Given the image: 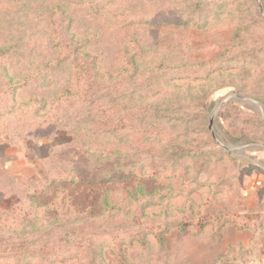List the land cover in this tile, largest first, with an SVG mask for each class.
<instances>
[{
    "label": "rangeland",
    "instance_id": "374dc122",
    "mask_svg": "<svg viewBox=\"0 0 264 264\" xmlns=\"http://www.w3.org/2000/svg\"><path fill=\"white\" fill-rule=\"evenodd\" d=\"M0 139L70 196L0 264H210L184 216L264 205V0H0Z\"/></svg>",
    "mask_w": 264,
    "mask_h": 264
},
{
    "label": "crops",
    "instance_id": "0c3cea01",
    "mask_svg": "<svg viewBox=\"0 0 264 264\" xmlns=\"http://www.w3.org/2000/svg\"><path fill=\"white\" fill-rule=\"evenodd\" d=\"M41 145H35L37 150ZM37 150L0 139V210L10 209L26 189L40 186L45 181L46 170L41 168L44 156L41 157ZM235 212L248 214L252 220L249 228L241 230L226 225L230 238L224 246L239 243L244 250V255L236 258L237 262L234 260L233 263L264 264V205L254 207L245 203Z\"/></svg>",
    "mask_w": 264,
    "mask_h": 264
},
{
    "label": "trees",
    "instance_id": "16d2710c",
    "mask_svg": "<svg viewBox=\"0 0 264 264\" xmlns=\"http://www.w3.org/2000/svg\"><path fill=\"white\" fill-rule=\"evenodd\" d=\"M56 173V174H55ZM63 170L59 169L53 174H49L48 178L40 185L35 188L31 189H26L24 193L22 194L21 198L18 200V202L11 207L8 210H5V212L2 216H0V220L2 221H12V220H27L28 222V230H20V231H13L14 234H25L27 235V238L21 237L17 235H12L14 238L9 241V243L12 244H23L26 242L29 244L31 241L29 235H30V227H29V221L31 215L36 214H42V216L45 217L46 210L52 209L55 211L57 209V197H60L59 199L66 198L69 199L70 196L68 195L67 191L65 193L64 188H58L56 187L58 182L64 181L66 179L67 174H62ZM73 177L71 176L69 180H72ZM68 180V181H69ZM67 181V180H65ZM54 188L55 191L53 192V195L51 196V199L46 201L43 196L48 194V190ZM188 194V192H185ZM87 198H89L87 194ZM262 201L264 203V195L262 197ZM69 202V201H68ZM189 207V206H187ZM72 208V207H71ZM33 213V214H32ZM188 217V221L184 222L182 225L183 226H195L197 228L203 229L204 227H214L216 231V235H218L219 231L224 228L226 225H233L236 229H244V228H249L251 224V216L248 214H241L235 211H230L225 214H218V215H208V214H203L199 217H189V216H184ZM18 224V223H16ZM14 227H17L16 225H13ZM1 227V224H0ZM18 227H21V224H18ZM23 227V226H22ZM23 229V228H22ZM24 241V242H23ZM13 246V245H12ZM244 255V250L242 249L241 245L239 243L235 244H230L227 246L226 250L224 253H221L218 255L214 261H212L210 264H236L233 263L234 260H236L239 257ZM237 258V259H236ZM58 259H62V257H58ZM239 261V260H238ZM32 264L34 262H31ZM27 264H30L28 262ZM40 264V263H39ZM239 264V263H237Z\"/></svg>",
    "mask_w": 264,
    "mask_h": 264
}]
</instances>
